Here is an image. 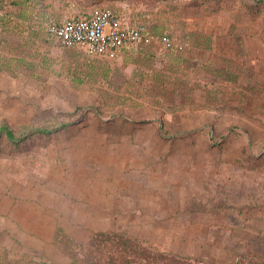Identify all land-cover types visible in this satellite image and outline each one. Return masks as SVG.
<instances>
[{
	"label": "rangeland",
	"instance_id": "rangeland-1",
	"mask_svg": "<svg viewBox=\"0 0 264 264\" xmlns=\"http://www.w3.org/2000/svg\"><path fill=\"white\" fill-rule=\"evenodd\" d=\"M10 4H23L24 22ZM217 5L215 0H0V17L6 20L0 19V264H70L67 255L89 264H106L109 257V264H119L118 251H109V242L100 244V235L112 238L106 233L206 264H264V94L259 98L256 92L246 102L243 113L253 123L234 122L226 112L237 108L227 104L230 100L217 101L227 128L214 135L240 128L241 136L218 141L204 133L189 144L180 136L169 138L163 112L165 122H153L154 103L174 102L173 86L184 84L167 66L160 80L164 83L155 86L144 74L145 60L128 61L119 69L111 65L116 61L63 48L45 31L51 24L104 6L116 9L129 25L142 23L154 36H164L168 22L194 24L201 8L211 17ZM162 110L172 113L174 106ZM169 115L167 123L181 130L184 117ZM184 147H198L205 156L183 155ZM185 160L197 170H176L171 174L181 175L170 179L163 165H182ZM210 163L217 165L212 169ZM201 164L206 167L199 171ZM152 165H158V187L153 188H158L160 214H147L145 208L144 214H131L129 209L125 214H88L86 201L72 196L76 181L93 177L105 184L114 179L123 190L115 192L116 198L132 193L130 182L140 197L146 193L140 187L148 175L144 172ZM177 180L186 187L197 186L198 193L194 191L185 205V212L193 214H176L182 196L170 182ZM108 196L107 200L113 197ZM221 207L223 214H217ZM207 212L216 214L202 227L192 250L181 243L176 252L162 248L163 232L180 233L182 221ZM154 222L157 233L149 228ZM218 243L222 250H208Z\"/></svg>",
	"mask_w": 264,
	"mask_h": 264
},
{
	"label": "crops",
	"instance_id": "crops-1",
	"mask_svg": "<svg viewBox=\"0 0 264 264\" xmlns=\"http://www.w3.org/2000/svg\"><path fill=\"white\" fill-rule=\"evenodd\" d=\"M215 2L218 5L215 8L213 16L210 15L211 17H208L206 11L201 8L199 11L200 17L194 21V24L187 22V20L186 22L184 20L182 23L172 21L166 24V27L169 28L164 30V36L169 37L175 44L182 45L183 50L181 53L166 51L163 47L161 49L160 44L154 41L147 45L124 50L117 57L116 62L111 64L114 67L117 66L119 69H124L126 62H138V60L143 59L146 61L144 74H149L150 81L155 86L164 83L160 80L164 75L163 69L165 66L168 67L169 71L172 70L174 72V76L181 77L184 84L182 86H173L172 88L174 92L172 99L174 102L170 103L168 100L165 104L163 102L154 103L156 107L152 108V112L154 113L153 122L158 124L164 123L163 116H160V113L163 112L162 115L166 117V124L170 126L168 127V133H171L169 138L180 136L183 139H188L189 144L192 143V138L203 137L207 134L210 137L214 136L218 141L223 137L226 140L231 139L232 135L241 136L240 128L238 130L236 128L228 130L224 136L219 134L218 138L217 135H214L222 127L227 128V126H223L222 124L223 121H227V118L226 114H221L220 104H223V99L226 101L230 100L231 102L227 104H231L237 108L234 109L233 113L226 112L233 117L234 122L249 121V123H253L255 120H251L248 115L246 116L243 113L247 105L246 102L252 97L255 98L256 92H259L257 94L259 98H262L261 96L264 94V0H215ZM204 7L205 9L207 8V6ZM157 25L162 27L161 25L163 24L157 22ZM155 38L159 39L157 36ZM160 70L162 74L159 72ZM174 76L173 79L175 78ZM256 100L255 102H257ZM177 103H180L178 107L183 108L181 112L176 110ZM170 106H174L172 113H164L162 109H168ZM169 114L184 117L182 119L183 128L181 130H175L173 125L167 123L170 119ZM234 122L231 121L230 123ZM208 151L207 149L205 153ZM203 152L198 147H184L181 154L205 156ZM149 155H153V153L150 152ZM216 165L215 163H210L212 169ZM153 166H150V169H146L144 174L148 175L141 181L144 185H147L140 186L147 194L141 193L140 197H138L139 194H136L137 187L135 186V188L131 182L128 184L133 189L132 193L134 196L136 195L132 199L133 202H130L132 201L130 197L132 193L128 194V196L122 197L121 195L120 197L123 190H121L120 186L117 187V184L113 181L114 179L108 184H105L104 181L101 182L100 178H97L98 180L93 177L79 179L75 182L74 188H72V196L82 203L86 201L88 214H125L128 209L131 211V214H144L143 208L147 210V214H160L158 188H155V190L153 188V186L158 187V181L155 180L157 177L155 172L158 165H156L157 167L154 166L155 168ZM164 166L167 167L170 179L173 180H176V175H181L180 173L171 174L176 170L190 171L196 169L195 165L187 160L182 165L180 163L167 162ZM205 167V164H201L199 171ZM101 174L103 175V173ZM127 174H130V172ZM193 180L196 181V179ZM170 184L177 187V196L179 198L182 196V200L177 199L179 200V212L176 214H193L189 211L185 212V205L187 201L193 199L191 197L194 191H196V194L198 193V189H195L197 186L194 188L186 187V183L180 180L176 182L172 181ZM147 187H151L153 190ZM141 188L138 190L143 191ZM117 190L122 192L116 198L114 195L115 192H118ZM111 193L113 197L107 200L108 195H111ZM186 195H188L187 199ZM98 196L101 199L95 200L94 197ZM85 197L87 198L84 199ZM237 198L235 197L236 201ZM104 200L111 201L106 202ZM166 200L169 201L167 198ZM111 203L115 206L117 204L123 207L120 210H114V207L111 208ZM142 204L147 205L142 206ZM100 207L103 209H99ZM220 209V211H217V214H223V208L221 207ZM165 211L167 213V210ZM199 214L193 221L189 218L186 222L182 221L180 233L174 234L168 230L163 232L166 241L162 244V248L169 247V250L176 252L178 251V244L181 243L186 249L192 250L202 227L204 230L206 225L211 223V218L214 217L213 214H216V212ZM237 214H239V210ZM206 220L208 221L206 222ZM149 228L153 233L159 231V225L155 222ZM207 232L212 233L208 230ZM213 239V237L210 238V240ZM221 240H223V237ZM200 245H198V250L203 252L204 247ZM215 245L208 250L212 248L223 249H221L220 243L217 246Z\"/></svg>",
	"mask_w": 264,
	"mask_h": 264
},
{
	"label": "built area",
	"instance_id": "built-area-1",
	"mask_svg": "<svg viewBox=\"0 0 264 264\" xmlns=\"http://www.w3.org/2000/svg\"><path fill=\"white\" fill-rule=\"evenodd\" d=\"M46 33L54 37L63 48H80L89 56L114 61L127 47L158 42L166 51L183 50L169 37L159 39L151 34L146 25H129L116 12L104 7L94 9L89 16L66 18L46 28Z\"/></svg>",
	"mask_w": 264,
	"mask_h": 264
},
{
	"label": "trees",
	"instance_id": "trees-1",
	"mask_svg": "<svg viewBox=\"0 0 264 264\" xmlns=\"http://www.w3.org/2000/svg\"><path fill=\"white\" fill-rule=\"evenodd\" d=\"M10 5L12 7H17L19 9V14H20L19 17L20 18L19 17L18 18L16 17V18L19 19V22H21V23L24 22L25 19H23V17H25L24 16L25 12L23 10V4H19V5L18 4H10ZM101 7L102 6L97 7V8H101ZM97 8H92L87 14H83L80 16H89L92 13V11L94 9H97ZM117 14H118V12H117ZM29 16H32L31 13L29 14ZM29 16H27L26 18H28ZM75 17H77V16H74L71 18H75ZM0 19L2 21H6L3 18V16H1ZM146 28H147V26H146ZM151 34H152V32H151ZM47 36H50V35L47 34ZM157 37H163V36H157ZM147 44H143V45H147ZM139 46H142V45H139ZM135 47H138V46L132 45V46L127 47L126 50H130V49H133ZM169 51L174 52V53H181L182 52V51H178L176 49H172ZM116 59H117V57H116ZM109 62H111V61H109ZM8 136L11 137L10 135H8ZM106 234L108 236H112V238L110 239L109 237H104V236H102L103 235L102 234V235H100L101 236L100 238H102V239H100L101 240L100 244H102V245L105 243L108 244V242H109V251H111V250L118 251L119 258L117 260H119V262H118L119 264H135V262L137 264H140V261L146 262L145 264H149V262H151L153 264H206L203 261L198 260V259L196 261H192L189 259H184V258H181L178 256H174V255H166L165 253H162V252H160L154 248L152 249V247L147 248V247H144L143 245L140 246V244L138 245V242L136 240H134L130 237H127L125 235L108 234V233H106ZM96 242H99V240H97ZM94 246L95 245H92V247H94ZM80 251H81V249H80ZM135 254H137V256H134ZM67 256H68V259L70 261V264H89L90 263L89 260L83 261V260H78L77 258H71L69 255H67ZM105 260H106V264L110 263L109 257H107ZM129 260H133V261L130 262ZM91 261H92V259H91ZM137 261H139V263ZM98 264H100V262Z\"/></svg>",
	"mask_w": 264,
	"mask_h": 264
}]
</instances>
